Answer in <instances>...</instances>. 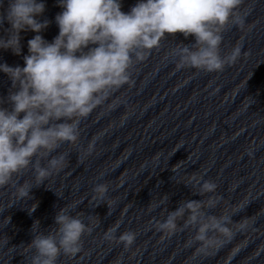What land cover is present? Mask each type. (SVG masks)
<instances>
[{
    "label": "clouds",
    "instance_id": "obj_1",
    "mask_svg": "<svg viewBox=\"0 0 264 264\" xmlns=\"http://www.w3.org/2000/svg\"><path fill=\"white\" fill-rule=\"evenodd\" d=\"M241 5L242 0H138L125 13L121 0H58L63 9L55 17L59 33L48 42L40 33L50 21L37 19L46 10L43 0H7L6 8L0 2V27L5 23L10 26L0 35V49L20 55V33H36L28 40L25 66L0 63V72L11 81L7 96H0V186L31 168L35 187H39L53 172L61 170L67 154L52 153L65 143L77 146L82 119L113 89L129 82L133 57L145 59L146 50L158 47L166 34L195 37L190 46L176 45L178 70L188 67L211 73L234 63L241 47L222 56L221 44L227 30L245 24ZM93 150L91 142L85 155ZM41 161L46 164L42 166ZM183 183L195 189L194 195L205 198L182 201L174 211L165 208L167 215L156 222L157 231L169 236L178 230L190 231L189 245H196L197 251L206 254L219 250L236 232L243 231L244 219L234 222L232 217L244 204L224 207L221 214H213L211 210L223 199L215 194L218 185L194 173ZM33 187L29 183L20 186L19 198L31 199ZM107 192L106 183L95 185L92 200L98 201L96 206L107 204L110 210L111 205L105 200ZM168 201L169 196L164 194L153 207ZM78 203L61 207L54 217V226L46 232L39 231L38 220L33 223V238L27 245L34 251L30 264H57L61 254L80 252L82 237L91 234L93 226L85 224L82 213L71 215ZM33 205L29 214L36 210L37 205ZM92 217L88 216V220ZM119 227L120 222L111 226L105 238L127 249L134 243L135 233L126 231L117 237Z\"/></svg>",
    "mask_w": 264,
    "mask_h": 264
}]
</instances>
